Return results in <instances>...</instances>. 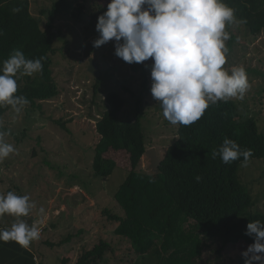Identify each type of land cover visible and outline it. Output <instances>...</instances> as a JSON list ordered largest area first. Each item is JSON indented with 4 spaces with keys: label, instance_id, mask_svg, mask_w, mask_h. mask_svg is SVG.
I'll return each instance as SVG.
<instances>
[{
    "label": "rangeland",
    "instance_id": "1",
    "mask_svg": "<svg viewBox=\"0 0 264 264\" xmlns=\"http://www.w3.org/2000/svg\"><path fill=\"white\" fill-rule=\"evenodd\" d=\"M55 1L28 0L22 16L40 19L44 29L46 11ZM66 2L68 11H62L52 25L56 50L52 71L59 95L27 105L19 113L9 111L0 119V132L7 133L4 142L15 148L0 161V196L10 191L27 195L33 205L24 217L0 216V229L10 230L20 220L39 227L40 239L27 247L37 264H75L100 240L112 246L101 264H137L141 256L114 233L116 224L103 212L122 214L114 199L117 189L133 166L145 173L154 171L146 153L154 150L159 160L176 137V126L163 117L160 103L151 94V58L128 64L115 55L114 41L93 47L99 36L97 14L110 0ZM225 30L230 39L225 42L228 52L223 67L229 74L233 67H243L250 84L242 99H226L237 101L240 115L256 119L264 133V30L251 37L237 21ZM112 91L125 101L117 116L120 122L141 115L145 145L126 142L122 149L110 150L105 158L115 169L108 177H98L91 168L100 138L95 126ZM241 169V181L254 200L253 211L264 213V158L243 163ZM67 237L70 241L59 245ZM248 246L238 243L219 253L220 243L207 241L199 260L201 264H237Z\"/></svg>",
    "mask_w": 264,
    "mask_h": 264
},
{
    "label": "trees",
    "instance_id": "2",
    "mask_svg": "<svg viewBox=\"0 0 264 264\" xmlns=\"http://www.w3.org/2000/svg\"><path fill=\"white\" fill-rule=\"evenodd\" d=\"M222 2L234 9L235 21H246L241 24L249 36L256 37L264 30V0ZM28 6V0H0V69L16 51H22L26 59L44 58L42 72L31 76L18 72L14 77L15 95L25 97L27 105L33 107L59 95L52 71L56 52L52 25L62 11H68L69 5L66 0L55 1L46 11L44 29L40 19L22 16V9ZM16 8L20 11L14 12ZM106 11V6L101 7L97 16ZM105 102L106 110L95 126L100 138L93 149L91 166L98 177H108L115 169L105 158L110 150L118 151L126 142L145 145L141 115L120 122L117 116L125 101L115 91L107 94ZM12 110L10 105L0 106V119ZM175 126L176 137L159 158L156 171L145 173L133 166L117 189L114 199L122 214L108 209L103 212L116 224L114 233L141 256L137 264H201L203 243L219 242V253L238 243L251 245L253 238L245 235L247 224L264 222V213L253 211L254 200L240 178L241 164L264 158V133L256 119L242 117L237 101L225 99L209 102L203 117L194 124ZM225 138L236 142L241 151L251 150L252 155L246 162L240 156L228 164L220 155L213 158ZM3 230L8 229H0ZM70 238L59 245L68 243ZM111 251V244L100 240L84 251L75 264H101ZM0 264L35 261L33 254L16 242L0 241ZM237 264H245V258L239 257Z\"/></svg>",
    "mask_w": 264,
    "mask_h": 264
},
{
    "label": "clouds",
    "instance_id": "3",
    "mask_svg": "<svg viewBox=\"0 0 264 264\" xmlns=\"http://www.w3.org/2000/svg\"><path fill=\"white\" fill-rule=\"evenodd\" d=\"M234 21V9L222 0H110L107 11L97 19L99 36L93 47L114 41L115 55L128 64L151 58L154 63L150 91L160 103L163 117L172 125L190 126L203 117L209 102L242 99L250 88L243 67H233L231 74L223 67L228 52L225 42L230 39L225 29ZM43 59H26L22 51H16L4 61L0 69V106L10 105L19 113L29 103L25 97L15 95L14 77L18 72L28 76L42 72ZM5 135L0 132V161L15 152L11 144L4 142ZM212 155H220L228 164L240 156L246 162L252 152L241 151L236 142L225 138L219 151ZM200 179L196 177L197 182ZM32 207L27 195L10 191L0 196V216L24 217ZM39 211L44 213L43 208ZM245 235L254 240L241 253L245 264H264V222L248 223ZM40 236L39 227H30L23 220L14 223L10 230L0 231V241H14L24 248Z\"/></svg>",
    "mask_w": 264,
    "mask_h": 264
},
{
    "label": "water",
    "instance_id": "4",
    "mask_svg": "<svg viewBox=\"0 0 264 264\" xmlns=\"http://www.w3.org/2000/svg\"><path fill=\"white\" fill-rule=\"evenodd\" d=\"M146 156L148 157L150 161V168L156 171V168L159 166V160L156 157L155 151H149L146 153Z\"/></svg>",
    "mask_w": 264,
    "mask_h": 264
},
{
    "label": "built area",
    "instance_id": "5",
    "mask_svg": "<svg viewBox=\"0 0 264 264\" xmlns=\"http://www.w3.org/2000/svg\"><path fill=\"white\" fill-rule=\"evenodd\" d=\"M34 261H35V264H37L35 258H34Z\"/></svg>",
    "mask_w": 264,
    "mask_h": 264
},
{
    "label": "crops",
    "instance_id": "6",
    "mask_svg": "<svg viewBox=\"0 0 264 264\" xmlns=\"http://www.w3.org/2000/svg\"><path fill=\"white\" fill-rule=\"evenodd\" d=\"M27 249V248H26ZM29 250V249H28ZM30 251V250H29Z\"/></svg>",
    "mask_w": 264,
    "mask_h": 264
}]
</instances>
